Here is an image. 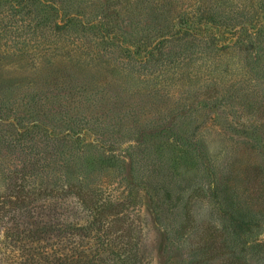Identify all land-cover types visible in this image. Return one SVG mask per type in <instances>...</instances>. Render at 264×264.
Segmentation results:
<instances>
[{"label":"rangeland","instance_id":"obj_1","mask_svg":"<svg viewBox=\"0 0 264 264\" xmlns=\"http://www.w3.org/2000/svg\"><path fill=\"white\" fill-rule=\"evenodd\" d=\"M209 6L246 29L158 31L177 12L129 0H0V172L31 149L64 189L125 198L129 219L145 218L146 264L193 260L192 229L222 243L229 212L264 241V0Z\"/></svg>","mask_w":264,"mask_h":264},{"label":"trees","instance_id":"obj_2","mask_svg":"<svg viewBox=\"0 0 264 264\" xmlns=\"http://www.w3.org/2000/svg\"><path fill=\"white\" fill-rule=\"evenodd\" d=\"M129 1L135 9L144 4L148 16L165 17L169 10L177 12L175 24L164 23V19L153 21L158 31L231 33L236 23H239L236 31L246 29L245 18H234L237 13L230 17L215 11L209 6L211 0ZM135 9L133 13L139 16L142 11ZM258 39L260 44L255 49H264V32ZM140 47L134 48L132 54H139ZM143 48L146 54L149 47ZM100 138L96 141L100 148L116 152L128 148L117 138L111 142ZM41 154L22 148L21 162L4 166L0 172V264H146L140 244L146 225L144 216L137 222L130 220L125 198H100L83 189L81 181L67 183L64 189L58 178L50 179L55 167L38 161ZM72 189L79 194L67 195ZM226 220L222 243L215 232L189 231L186 247L193 260L185 264H264V241L252 238L260 223L230 212L226 213ZM181 230L184 232L186 228ZM89 234L99 242L90 239L84 243L82 239ZM166 247L169 253L173 249L169 244ZM166 263L164 260L163 264Z\"/></svg>","mask_w":264,"mask_h":264}]
</instances>
